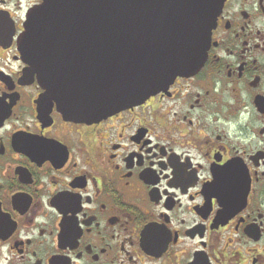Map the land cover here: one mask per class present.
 <instances>
[{"label": "flooded vegetation", "instance_id": "obj_1", "mask_svg": "<svg viewBox=\"0 0 264 264\" xmlns=\"http://www.w3.org/2000/svg\"><path fill=\"white\" fill-rule=\"evenodd\" d=\"M0 0V264H264V0H226L202 65L65 118Z\"/></svg>", "mask_w": 264, "mask_h": 264}, {"label": "water", "instance_id": "obj_2", "mask_svg": "<svg viewBox=\"0 0 264 264\" xmlns=\"http://www.w3.org/2000/svg\"><path fill=\"white\" fill-rule=\"evenodd\" d=\"M226 0H41L18 38L25 76L71 120L139 104L198 69Z\"/></svg>", "mask_w": 264, "mask_h": 264}, {"label": "rangeland", "instance_id": "obj_3", "mask_svg": "<svg viewBox=\"0 0 264 264\" xmlns=\"http://www.w3.org/2000/svg\"><path fill=\"white\" fill-rule=\"evenodd\" d=\"M16 1L18 2L19 0H16ZM30 1H32V0H22V1H21V4H23V5H28V3H29ZM225 2H226V1H225ZM39 3H41V0H39V2H37V3H35V4L37 5V4H39ZM35 4L31 5V6L27 9V11H29L31 8H33V6H34ZM223 6H224V4H223ZM27 14H28V13H27ZM27 14H26V15H27ZM25 20H26V19H25ZM23 32H24V30H22L20 34H22ZM20 34H19V35H20ZM203 61H204V60H203Z\"/></svg>", "mask_w": 264, "mask_h": 264}]
</instances>
